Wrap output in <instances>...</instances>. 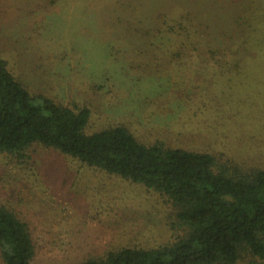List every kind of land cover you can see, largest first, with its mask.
Listing matches in <instances>:
<instances>
[{
	"label": "rangeland",
	"instance_id": "1",
	"mask_svg": "<svg viewBox=\"0 0 264 264\" xmlns=\"http://www.w3.org/2000/svg\"><path fill=\"white\" fill-rule=\"evenodd\" d=\"M255 1L0 0V58L31 96L87 107V134L121 125L146 145L264 169V55L235 47ZM0 205L27 224L34 264L177 231L167 197L38 144L0 152Z\"/></svg>",
	"mask_w": 264,
	"mask_h": 264
},
{
	"label": "trees",
	"instance_id": "2",
	"mask_svg": "<svg viewBox=\"0 0 264 264\" xmlns=\"http://www.w3.org/2000/svg\"><path fill=\"white\" fill-rule=\"evenodd\" d=\"M247 8H241L247 21L235 47L252 52L257 46L261 56L264 0ZM89 116L87 107L31 96L0 58V152L21 155L33 144L53 148L140 183L173 208L171 241L110 250L76 264H264V169L217 164L210 154L161 142L146 145L121 125L87 134ZM34 254L27 224L0 205V264H34Z\"/></svg>",
	"mask_w": 264,
	"mask_h": 264
}]
</instances>
